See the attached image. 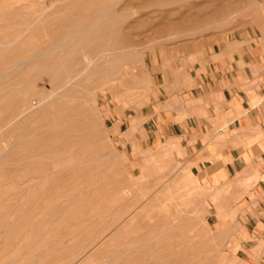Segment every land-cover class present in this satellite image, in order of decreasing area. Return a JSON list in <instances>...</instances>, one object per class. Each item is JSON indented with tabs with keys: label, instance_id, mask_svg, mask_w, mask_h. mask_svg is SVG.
<instances>
[{
	"label": "rangeland",
	"instance_id": "obj_1",
	"mask_svg": "<svg viewBox=\"0 0 264 264\" xmlns=\"http://www.w3.org/2000/svg\"><path fill=\"white\" fill-rule=\"evenodd\" d=\"M263 31L264 0H0V264H264L261 148L203 185L156 131Z\"/></svg>",
	"mask_w": 264,
	"mask_h": 264
},
{
	"label": "crops",
	"instance_id": "obj_2",
	"mask_svg": "<svg viewBox=\"0 0 264 264\" xmlns=\"http://www.w3.org/2000/svg\"><path fill=\"white\" fill-rule=\"evenodd\" d=\"M202 64L198 79L191 84L200 90L202 87L198 98L207 116L160 124V119L167 122L168 116L157 114L158 142H177L187 154L192 175L195 173L200 184L211 186L239 174L248 158L245 145L254 144L261 148L258 158L264 177V31L259 32L255 43L223 40L217 49H206ZM186 99L187 111L179 99L178 115L188 114L197 100Z\"/></svg>",
	"mask_w": 264,
	"mask_h": 264
},
{
	"label": "bare ground",
	"instance_id": "obj_3",
	"mask_svg": "<svg viewBox=\"0 0 264 264\" xmlns=\"http://www.w3.org/2000/svg\"><path fill=\"white\" fill-rule=\"evenodd\" d=\"M127 1H128V0H127ZM131 43H132V42H131ZM37 59H38V58H37ZM37 59H36V60H37ZM89 61H90V63L92 62V60H89ZM23 63H24V62H23ZM21 64H22V63H21Z\"/></svg>",
	"mask_w": 264,
	"mask_h": 264
}]
</instances>
